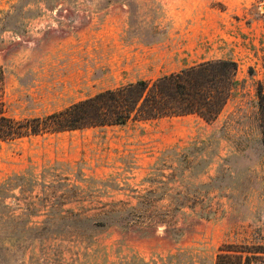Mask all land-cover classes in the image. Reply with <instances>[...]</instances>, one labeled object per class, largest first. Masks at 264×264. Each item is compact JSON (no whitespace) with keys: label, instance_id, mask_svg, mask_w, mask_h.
<instances>
[{"label":"rangeland","instance_id":"obj_1","mask_svg":"<svg viewBox=\"0 0 264 264\" xmlns=\"http://www.w3.org/2000/svg\"><path fill=\"white\" fill-rule=\"evenodd\" d=\"M218 58L237 82L212 120L0 139V264H214L222 243L264 244V0H0L9 116Z\"/></svg>","mask_w":264,"mask_h":264},{"label":"trees","instance_id":"obj_2","mask_svg":"<svg viewBox=\"0 0 264 264\" xmlns=\"http://www.w3.org/2000/svg\"><path fill=\"white\" fill-rule=\"evenodd\" d=\"M237 63L206 59L155 77L106 88L42 115L14 117L0 108V139L71 130L129 119L194 113L214 119L237 82ZM264 112V97L259 100ZM264 146V133L262 136ZM264 244L227 242L218 246L214 264H252L262 258Z\"/></svg>","mask_w":264,"mask_h":264}]
</instances>
